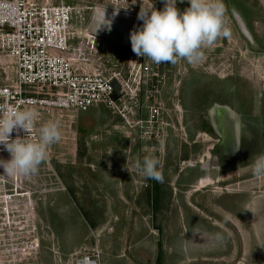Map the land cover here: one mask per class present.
Returning a JSON list of instances; mask_svg holds the SVG:
<instances>
[{
  "label": "rangeland",
  "instance_id": "374dc122",
  "mask_svg": "<svg viewBox=\"0 0 264 264\" xmlns=\"http://www.w3.org/2000/svg\"><path fill=\"white\" fill-rule=\"evenodd\" d=\"M92 1L103 5L105 29L125 36L142 27L141 8L164 7L163 0H135L131 12ZM223 3L230 36L203 47L198 63H163L169 127L137 131V116L112 120L103 106L96 118L89 109L76 134L63 131L53 144L52 166H39L36 196L0 191V264H84L83 257L86 264H264V177L252 171L264 155V0ZM189 6L177 0L178 9ZM126 13H135L134 26ZM11 64L0 52V82ZM212 99L239 108L245 123V155L222 156L223 166L212 155L220 138L204 118ZM146 156L159 161L163 183L137 168Z\"/></svg>",
  "mask_w": 264,
  "mask_h": 264
},
{
  "label": "built area",
  "instance_id": "2783aa9c",
  "mask_svg": "<svg viewBox=\"0 0 264 264\" xmlns=\"http://www.w3.org/2000/svg\"><path fill=\"white\" fill-rule=\"evenodd\" d=\"M132 2L106 0V5L133 12ZM102 6L92 0H0V52L12 59L11 76L4 74L0 82V107L37 110L30 141H38L39 129L49 121L60 122L61 134H76L81 113L99 105L126 121L137 116V131H152L155 123L169 127L164 64L136 56L131 45L113 40L112 32L109 39L98 17ZM52 149L43 162L50 166ZM0 158L10 159L2 145Z\"/></svg>",
  "mask_w": 264,
  "mask_h": 264
},
{
  "label": "clouds",
  "instance_id": "9594fccd",
  "mask_svg": "<svg viewBox=\"0 0 264 264\" xmlns=\"http://www.w3.org/2000/svg\"><path fill=\"white\" fill-rule=\"evenodd\" d=\"M163 3L162 10L141 8L138 13L137 19L143 21V25L130 33L131 48L138 57H146L156 64L174 65L178 59L195 64L204 58L203 47L211 46L218 38L230 36L224 26L226 8L223 0H188L190 6L183 12L176 7L177 0H163ZM38 116L37 110L32 108L0 107V145L10 154V159L0 158L3 169L0 175H35L48 158V148L61 140L59 121L44 124L39 129L38 141L28 139ZM14 132L16 136L12 138ZM21 132L26 135L21 136ZM158 165L157 159L147 156L142 164L137 162V168L146 179L163 183L164 176ZM252 171L257 178L264 177V155L254 160ZM84 258L80 263L86 264ZM89 259L95 260L90 256Z\"/></svg>",
  "mask_w": 264,
  "mask_h": 264
},
{
  "label": "flooded vegetation",
  "instance_id": "af4514ba",
  "mask_svg": "<svg viewBox=\"0 0 264 264\" xmlns=\"http://www.w3.org/2000/svg\"><path fill=\"white\" fill-rule=\"evenodd\" d=\"M179 10L181 12L185 11L184 8H180ZM120 24H122V22H120ZM105 25L106 24L103 25L104 26V30H107V29H105ZM108 32L105 33V34H107L108 36L113 37L111 35V32H109L110 34ZM113 35H114V37L117 38V40L120 41L121 37L118 38V35L116 33H114ZM124 36L122 38H124V39L127 38L126 36L125 37ZM128 39H130V38H128ZM208 101H209V103H212V104L206 108V116L204 118L207 119L206 122L210 125V128H211L213 134H216V132H215V130L213 128V125L211 123V117L208 114V109H210L214 105V103H220V104H219V106H218V104H216V107L214 109H212V111H214L215 113L217 112L220 115H222L221 113H224V115L226 114L225 117H227V119H228V123H229L230 129H234V130L236 129L237 131L235 130V132H237L238 134H240L242 132V128H241V126L239 124L238 118L236 116L232 115L231 114L232 113V109L230 107H228L227 105H225V104H228L227 102H219V101L216 102L213 99L212 100H208ZM230 106L239 113L240 118L243 121L244 118H243V115L241 113V110L239 108L235 109L236 107L231 105V104H230ZM181 108H182V105H181ZM212 111H211V114L213 115V118H214V114L212 113ZM216 120H217V123H218V119H216ZM218 125H219V123H218ZM237 133H236V136L238 135ZM235 142L237 143V139H236ZM235 142H233V143H235ZM225 144L226 143H221V145L224 148V151H222L220 147L217 148V146L215 148L214 147L212 148L213 149L212 151L213 152L215 151L214 153H212L213 158L216 159V157H217V160L221 161V166H223V164L226 162V160H230L231 161V160L234 159V161H238V160H240L242 155L243 156L245 155L244 144L241 143L240 147H237V151L235 153H232V151L235 149L234 146H229L228 144H226V145ZM222 156L224 157V159H226L225 161L220 159V157H222ZM216 162L218 163V161H216ZM53 173L54 172H52V174ZM48 175H50V174H48ZM0 176H2V175H0ZM37 176H38V173H36L35 175L28 176V177L14 176V178L11 177L9 181H6L7 180L6 179L5 181H3V183H0V191H2V194L5 193V194H8L9 196H11V195H16L18 197L19 196H30L31 194L33 195L34 193H35V196H36L37 195L36 193H37L38 189L36 188L37 182L35 181V183H34V180H36L35 177H37ZM206 182L209 183V182H212V181L208 180ZM207 183H204V184H207ZM204 184H200V185L203 186ZM29 204L31 205V202H29ZM12 249H15V248H12Z\"/></svg>",
  "mask_w": 264,
  "mask_h": 264
},
{
  "label": "bare ground",
  "instance_id": "6f19581e",
  "mask_svg": "<svg viewBox=\"0 0 264 264\" xmlns=\"http://www.w3.org/2000/svg\"><path fill=\"white\" fill-rule=\"evenodd\" d=\"M240 25H241V28L243 30V32L247 35V36H250L248 31L246 30L245 26L243 25V23L240 22ZM107 35V34H106ZM212 113L214 114L215 118L218 119V127L221 129V131L224 133V136H223V141L222 143H226L228 144L229 146H234L235 149L232 151V153H235L237 151V147H238V143H236V133L234 129H230L229 127V123H228V119L227 117H225L224 113H221L222 115L217 114L212 111ZM213 116V115H212ZM223 116V117H222ZM239 126V125H238ZM237 126V127H238ZM237 131V130H236ZM238 134V133H237ZM235 142V143H233ZM225 144V145H226ZM224 145V146H225ZM88 264H91L90 262Z\"/></svg>",
  "mask_w": 264,
  "mask_h": 264
},
{
  "label": "crops",
  "instance_id": "0c3cea01",
  "mask_svg": "<svg viewBox=\"0 0 264 264\" xmlns=\"http://www.w3.org/2000/svg\"><path fill=\"white\" fill-rule=\"evenodd\" d=\"M244 15H242V13L240 14V12H239V14H238V17H237V20H238V22L240 23H242V20H244L243 18H246V17H243V16H247V15H245V13H243ZM125 16H127V18H126V20L128 21V23H130L132 26H134V23L130 20V19H133V17H134V19H135V13H133V15H127V13H126V15ZM113 22H115V21H113ZM135 22V21H134ZM244 25V24H243ZM125 35V33L124 32H121V33H119L118 34V38H120L121 37V39H120V41H119V43L120 44H122L123 43V45H131V42H130V39H128V38H130V35H127L126 37L127 38H122L123 36ZM91 110H92V114H95L96 115V118H99L100 117V115H105V114H103L104 112H102L101 113V111L104 109V107H103V105H99V106H95V107H91L90 108ZM89 110V109H88ZM87 111V110H86ZM86 111H84V112H86ZM111 116H110V119H112V120H114V119H116V118H120L118 115H114V114H110ZM121 119V118H120ZM115 125V124H114ZM207 180H210V179H206L205 178V181H207ZM154 189L152 190V193L155 191V189H156V184H154ZM145 192H148V190H145ZM156 192V191H155ZM154 192V193H155ZM149 194V193H148ZM149 196H150V194H149ZM155 199H156V197H155ZM154 199V200H155Z\"/></svg>",
  "mask_w": 264,
  "mask_h": 264
},
{
  "label": "water",
  "instance_id": "95a60500",
  "mask_svg": "<svg viewBox=\"0 0 264 264\" xmlns=\"http://www.w3.org/2000/svg\"><path fill=\"white\" fill-rule=\"evenodd\" d=\"M114 88H115V91H114L113 97H115L117 95L118 83L114 82ZM216 104H218V106H219L220 103H214V105L210 109H208V114L211 117V123L213 125L214 130H215L216 134L218 135V137L220 138V142L217 145V147L218 148L220 147L221 150L224 151V148L221 145V143L223 141L224 133L221 131V129H219L218 123H217V120H216L215 116L213 118V116L211 114V111H212V109H214L216 107ZM225 105H227L228 107H230L232 109V113L231 114L234 115V116H236L238 118L239 124H240V126H241V128L243 130V128H244L243 126H245V123L241 120L239 113L236 110H234L230 105H228V104H225ZM240 134H238L237 137H236L238 146H239V138H240L239 136H240Z\"/></svg>",
  "mask_w": 264,
  "mask_h": 264
},
{
  "label": "trees",
  "instance_id": "16d2710c",
  "mask_svg": "<svg viewBox=\"0 0 264 264\" xmlns=\"http://www.w3.org/2000/svg\"><path fill=\"white\" fill-rule=\"evenodd\" d=\"M158 264V263H157Z\"/></svg>",
  "mask_w": 264,
  "mask_h": 264
}]
</instances>
